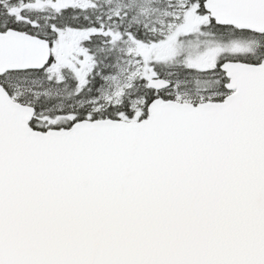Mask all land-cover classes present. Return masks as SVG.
<instances>
[{"label":"snow or ice","instance_id":"obj_1","mask_svg":"<svg viewBox=\"0 0 264 264\" xmlns=\"http://www.w3.org/2000/svg\"><path fill=\"white\" fill-rule=\"evenodd\" d=\"M0 264H264V0H0Z\"/></svg>","mask_w":264,"mask_h":264}]
</instances>
